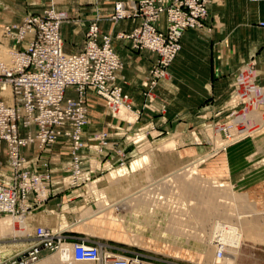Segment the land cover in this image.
I'll list each match as a JSON object with an SVG mask.
<instances>
[{"label":"rangeland","instance_id":"rangeland-1","mask_svg":"<svg viewBox=\"0 0 264 264\" xmlns=\"http://www.w3.org/2000/svg\"><path fill=\"white\" fill-rule=\"evenodd\" d=\"M114 1L117 2V0H48L46 4L42 0H6V5L0 6V44H6L5 38L1 37L2 25L20 22L25 16H23L24 10L39 11L43 8V6L45 9L50 7L53 9V6L55 5L62 8V10L57 13H59V17L62 18L60 24L62 32L64 31L67 40L71 37L79 39L81 32L88 22V19L93 14L97 16L95 17L97 18V24L98 22H101L103 28L108 30L110 26L108 25L106 19L110 21V16L112 14L110 8ZM137 1L138 0L135 2ZM117 34L120 33H115L114 37ZM125 41L129 42L128 40ZM7 44L9 45V43ZM71 45L72 44L64 43L66 51L71 50ZM2 50L0 51V59L7 62L4 50ZM119 50V57H122V59H125V56L129 57L130 53L133 54L131 45L129 48L120 47ZM121 62H124V65H122V63L121 65L123 69L125 67L126 73L133 68V71H135L134 64H132L128 59L121 60ZM153 62L148 68L147 73ZM255 63L256 61L254 60L247 61L246 64L240 67L237 71L235 79L230 84L228 98L226 100V110H228V113H226L227 115L224 116V119H222L219 123H203L202 125H197L192 128L189 133L185 132L186 129H183V132L181 129V123L177 125L176 122H174L173 125L171 123L164 126L161 124L155 128L150 127L149 125H144L140 122L139 115L136 113V109L132 108V104L131 107L122 106L121 109H112L110 112L106 106H104L105 100L102 97L97 96L95 93L94 95L101 99L104 104H102L97 97L89 98L88 100L97 101L96 106L91 108L90 103H88L89 101H86L87 99H85L87 90L84 91L82 97L86 102L85 106L88 109V112L91 113L89 110H94L102 118L99 121L93 116L92 117L94 119L92 117L89 118V116L86 118V123L83 128L84 134L82 136V148L74 154L79 161L78 165H80V168L82 169L79 175H77L75 183L72 184V180H69L75 176L71 172L72 165L70 164V160L72 159V155L68 153L67 146L62 140L56 141L48 148L43 149V151H37L35 145H29L20 150V153L27 158L33 156V153H35V156L36 154L40 156L39 162L33 165V169L38 166L40 162L44 163L48 160V167H51V186H49V190L46 189L48 191V193L46 191V199L41 202L37 208L35 207L36 209L34 211L14 217L24 218V222L26 226H28V231H26L25 235H21L16 229H14L15 227L13 225L14 223L12 218H7V215L0 216V246H6L5 254L7 255V258L19 254L18 252H20V247L15 248L17 245L19 246L23 243H30L32 245L34 241V230L36 227H41L50 229L53 233L62 231L63 236L67 237L66 241L79 239L88 243H99L103 246L111 247L112 252L116 255H123L125 253L140 255L147 263H202L200 260L179 259L173 255L167 254L166 252H157L150 248L140 247L128 242L125 243L123 241L115 240L100 234L98 231L86 232L84 230L77 231L75 229H68L69 226L79 222L86 216L92 215L93 212L97 210L96 205L98 204L96 203H98L101 199L98 187L102 190L101 192L107 191L109 183L113 182V180L117 177L115 172H119L124 166L132 164L134 161L139 160L142 156L148 155L149 158L154 156L157 157V161H153L154 165L151 170L152 177H159L168 171L177 170L179 168L181 169L183 166H187L192 163L188 167L194 168L193 174L196 178H199V181L204 182L206 180L208 182H213L215 187L217 186L219 190L214 195L208 197V200L204 202L203 207H196L194 210L195 213H197L198 209H203L205 214L210 213L212 215L215 212L219 213L220 210H224L226 213L231 215L233 220L236 216L240 215L241 219H239V222L241 221V226L242 228H245V230H247L249 225L251 227L250 223L255 221L257 228L253 231L254 235L252 234L253 236L251 235V238H246L242 241L239 247L240 250L238 249V254L234 257L235 259L233 264H264V215L261 212L264 211V203H258L257 200L252 198L251 194L237 189L234 186V181L232 179L230 181L227 177H213V174L207 171L209 170V165H207L208 162L217 153L221 152L220 150H223V148L227 146H232L239 141H246L248 144H252L254 150L256 149V155L254 156L256 160L254 161H257L258 165H249L248 162L246 164L247 166L245 165L246 167L243 172L254 170L256 167H263V170L261 171L262 173L264 172V127H261L253 133H250L249 130L242 132L238 124L235 123L236 118L247 113L249 110H252L253 113L255 111L254 114H257V116L253 118H246L249 119L247 121L251 122V118L259 119V122L264 121V110L261 111L258 106L259 102L262 100L256 101L253 99L252 97L254 95L251 92V100L248 101L251 104L247 102L245 112L243 109L239 111L241 109L240 106H235L233 108L234 100L231 101V96L233 95V93H231L233 90L231 89L234 88L236 78L238 79L240 91H245V87L250 85L255 89L264 90V78L260 79L258 81L259 83L256 82L258 77V68L255 67ZM245 71L250 73L251 77L249 80L251 81L243 80ZM137 73L138 71L136 70V74ZM141 76L142 75H140V77ZM168 77L169 75L164 72V76L157 79L154 85L148 89L143 87V82H141L140 84L143 89V99L146 102L152 101V92L154 91L157 83L161 80L166 82ZM147 78L148 75L146 76V79ZM253 84L260 85L261 87ZM2 87L6 88L9 94H11L12 91L7 83L0 82V90ZM148 91L151 92L150 97H148ZM74 95L76 98V93ZM250 97L247 99H250ZM0 100L4 101L1 95ZM4 103L7 105L12 104L11 102L7 103L6 101H4ZM254 122L255 121L253 120V123L251 122L250 124H254ZM250 124L247 126H252ZM197 128H201L202 130L199 131ZM33 130H35V128L31 127L28 131L33 132ZM188 148H191L190 153H188ZM4 150L0 148V180H4V182H0L8 183L11 178L10 176L12 170L6 163H4L6 160ZM39 169H41V167H36V171ZM235 196L242 197L245 201H239L236 204L234 201ZM244 197H246V199ZM246 200H249V202ZM242 202L244 204H242ZM248 203L250 204L248 205ZM251 204H253L252 206L258 204V207L256 206V208L254 207L255 209L252 210L251 208H248ZM241 206L243 208H241ZM252 212L256 213V215H252ZM253 225L255 226V223H253ZM256 240H261L263 243L257 242ZM51 255H53V252L41 250L39 257L43 258ZM215 256L216 254L213 249L210 252V257L214 260ZM0 259H2L1 254Z\"/></svg>","mask_w":264,"mask_h":264},{"label":"built area","instance_id":"built-area-1","mask_svg":"<svg viewBox=\"0 0 264 264\" xmlns=\"http://www.w3.org/2000/svg\"><path fill=\"white\" fill-rule=\"evenodd\" d=\"M211 2L138 0L113 4L111 22L137 20V26L129 34L120 33L114 38L128 40L134 52L147 51L155 57L143 87L151 88L164 74L179 50V39L185 30L205 28L206 7ZM59 16L52 9H44L40 14H26L20 22L1 26L4 37L16 39L19 58L15 66L0 72V82L8 83L13 95L10 106L0 104V144L5 148L6 164L12 168L9 182H0V216H19L34 211L47 197L46 194L40 197L39 191L49 190L51 186L48 160L40 162L36 167L41 169L36 171L33 165L39 162L40 156L33 153L27 158L20 153L22 148L35 145L37 151H43L62 140L72 155L71 172L75 176L70 179L72 184L76 182L82 170L74 154L82 148L86 123L84 91L91 89L102 97L110 112L120 104L130 105L129 98L122 94L116 82L119 57L113 50L111 37L100 32L97 18L87 25L81 50L65 53L58 33L62 21ZM161 17L163 28L157 27ZM27 36L31 37L30 41H26ZM25 42L28 47L24 46ZM68 89L76 93V98L66 96ZM232 90L233 108L240 106L239 111L245 112L247 92L240 91L237 78ZM150 94L148 91V97ZM258 106L263 111L264 100ZM31 127L35 128L33 132L28 131ZM61 233L36 227L34 245L29 251L0 259V264H29L36 260L41 250L55 252L63 243L70 245L69 262L72 264H154L134 253L116 255L111 247L99 243L79 239L66 241L67 237ZM221 255L219 247L216 256Z\"/></svg>","mask_w":264,"mask_h":264},{"label":"crops","instance_id":"crops-1","mask_svg":"<svg viewBox=\"0 0 264 264\" xmlns=\"http://www.w3.org/2000/svg\"><path fill=\"white\" fill-rule=\"evenodd\" d=\"M5 1L0 0V6L6 5ZM42 1L46 3L48 0ZM42 9L44 10L45 7L43 6ZM42 9L24 10L23 16L40 14ZM52 10L57 13L62 8L55 5ZM95 17H97L95 14L90 16L79 39L71 37L67 40L64 31L62 32L61 24L59 25V37L65 53L81 50L87 25L96 19ZM106 21L110 28L106 30L101 22H98L99 30L112 38L113 50L119 57L120 47L129 48L130 45L125 40L113 38L114 34L117 32L128 34L137 26V20H120L116 23L107 19ZM163 24L161 17L157 27L163 28ZM261 25H264V1L213 0L206 7L205 28L185 30L181 34L179 50L165 70L169 77L166 82L161 80L157 83L152 92V101L146 102L143 99L140 83L146 80L147 70L155 59L153 54L147 51H132L133 54L130 53L129 57L125 56V59L119 57L120 61L128 59L134 64L135 71L133 68L126 73L125 67L124 69L122 67L124 62H121L116 82L122 93L128 96L129 107L132 104V108L136 109L140 122L144 125L155 128L161 124L173 125L176 122L177 125L181 123L183 132V129H186L185 132L189 133L197 125L219 123L228 113L226 100L230 84L240 67L247 61L254 60L255 67L258 68L256 82L264 78V26ZM64 43L72 44L71 50L66 51ZM65 94L68 97H75L71 89H68ZM94 97L97 96L88 89L85 99L89 101L91 108L96 106L97 101L88 99ZM97 99L104 104L101 99L98 97ZM89 111L91 113L87 109L86 118L93 116L98 121L101 120L102 117L96 111ZM0 148L5 149L3 145H0ZM190 150L191 148H188V153ZM220 151L208 162L209 170L207 171L212 173L213 177H227L230 181L232 179L237 189L251 194L258 203H264V172L261 171L263 167L243 172L248 162L249 165H258L257 161H254L256 149L254 150L252 144L239 141ZM0 181L4 182L2 179Z\"/></svg>","mask_w":264,"mask_h":264},{"label":"bare ground","instance_id":"bare-ground-1","mask_svg":"<svg viewBox=\"0 0 264 264\" xmlns=\"http://www.w3.org/2000/svg\"><path fill=\"white\" fill-rule=\"evenodd\" d=\"M3 35L4 33L1 29V37L5 38L6 44H0V51L4 50L7 62L0 59V72L15 66L19 58L16 56V39L4 37ZM30 39V36L26 37V41H30ZM24 46L28 47L27 42H25ZM161 76H164V74ZM250 77V73L245 71L243 80H249ZM245 88L247 98L253 93L254 96L252 95V98L256 101L264 100L263 89H255L251 85ZM0 95L7 103L13 102L12 92L9 94L6 88H1ZM250 100L251 97L247 99V102ZM4 101L1 100L0 104L10 106L5 104ZM122 106L125 105L120 104L115 109L119 110ZM254 113L249 110L236 118L235 123L238 124L242 132L249 130L250 133H253L264 127V121L259 122V119H252L257 116ZM249 117H252L250 119L252 123L253 120L255 121L254 124H250L251 122L247 121L249 119L246 118ZM248 124L252 126L248 127ZM153 161L156 162L157 157L149 158L148 155H144L132 164L124 166L119 172H115L117 177L113 182L109 183L107 191L101 192L102 190L98 187L101 199L96 203L98 204L96 205L97 210L92 215L86 216L79 222L69 226L68 229L84 230L86 232L98 231L106 237L150 248L157 252H166L179 259L200 260L202 262L200 264H233L234 257L237 256L242 241L246 238H251L253 231L257 228L256 222L250 223L251 227L249 225L247 230H245L241 226V221L239 222V219H241L240 215L233 220L231 215L224 210H220L219 213L215 212L212 215L210 213L205 214L203 209H198L197 213H195L196 207H203L208 197L219 190L217 186L215 187L213 182L206 180L204 182L199 181V178H196L193 174L194 168L188 167L192 163L183 166L181 169L168 171L159 177H152ZM9 167L12 170L10 165ZM46 191V189L39 191V196H44ZM244 198L246 199V197ZM234 201L237 204L239 201L245 200L242 197L235 196ZM246 201L249 202V200ZM242 204L244 203L242 202ZM252 205L247 207L253 210L258 204ZM242 206L241 208H243ZM253 212L252 215L255 216L256 213ZM261 212L264 215V211ZM6 217L12 218L14 229L21 235L26 234L28 226H26L24 218H14L16 216L11 215ZM253 223H255V226ZM256 241L262 242L261 240ZM33 245L23 243L15 248L20 247V252L18 253H26ZM218 246L222 251V255L219 258L215 256L216 260H212L210 252L214 249L216 254L217 250H219ZM5 250L6 246L1 245L0 254L2 259L7 258ZM39 254L40 252L36 260L29 264H72L69 262V243L61 244L51 256L41 258Z\"/></svg>","mask_w":264,"mask_h":264}]
</instances>
